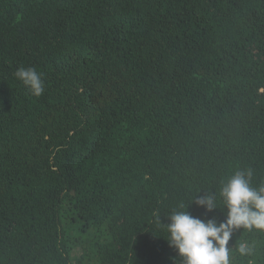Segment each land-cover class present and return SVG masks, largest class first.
Listing matches in <instances>:
<instances>
[{
  "label": "trees",
  "instance_id": "trees-1",
  "mask_svg": "<svg viewBox=\"0 0 264 264\" xmlns=\"http://www.w3.org/2000/svg\"><path fill=\"white\" fill-rule=\"evenodd\" d=\"M244 169L264 185V0H0V264H171L157 221H223L194 199ZM229 247L264 264V233Z\"/></svg>",
  "mask_w": 264,
  "mask_h": 264
},
{
  "label": "clouds",
  "instance_id": "clouds-1",
  "mask_svg": "<svg viewBox=\"0 0 264 264\" xmlns=\"http://www.w3.org/2000/svg\"><path fill=\"white\" fill-rule=\"evenodd\" d=\"M35 97L45 90L41 74L34 67H20L14 73ZM251 170L236 171L221 186L219 194L205 193L194 202L205 212L225 209V218L201 219L191 215L183 204L172 211L166 224L157 221L167 236L164 239L174 250L171 264H233L229 241L235 230L264 233V185H252ZM256 245L241 242L235 250L242 257L254 255Z\"/></svg>",
  "mask_w": 264,
  "mask_h": 264
}]
</instances>
